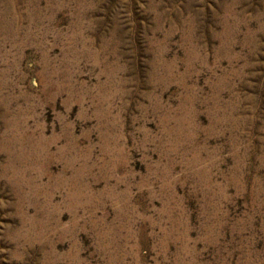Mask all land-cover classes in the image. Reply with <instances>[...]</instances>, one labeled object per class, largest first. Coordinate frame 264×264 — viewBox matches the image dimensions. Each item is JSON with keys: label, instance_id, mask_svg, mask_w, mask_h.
<instances>
[{"label": "rangeland", "instance_id": "1", "mask_svg": "<svg viewBox=\"0 0 264 264\" xmlns=\"http://www.w3.org/2000/svg\"><path fill=\"white\" fill-rule=\"evenodd\" d=\"M0 264H264V0H0Z\"/></svg>", "mask_w": 264, "mask_h": 264}]
</instances>
